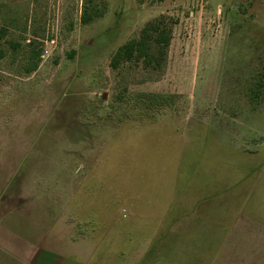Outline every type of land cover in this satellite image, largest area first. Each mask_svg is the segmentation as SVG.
<instances>
[{
  "label": "rangeland",
  "instance_id": "obj_1",
  "mask_svg": "<svg viewBox=\"0 0 264 264\" xmlns=\"http://www.w3.org/2000/svg\"><path fill=\"white\" fill-rule=\"evenodd\" d=\"M0 3V264H264V0Z\"/></svg>",
  "mask_w": 264,
  "mask_h": 264
},
{
  "label": "trees",
  "instance_id": "obj_2",
  "mask_svg": "<svg viewBox=\"0 0 264 264\" xmlns=\"http://www.w3.org/2000/svg\"><path fill=\"white\" fill-rule=\"evenodd\" d=\"M1 6V3H0ZM92 21V16H84L83 22L88 24ZM6 31L0 29V60L6 55L3 48V41ZM172 39L171 29L165 25L162 19L150 22L142 30L139 38H134L120 46L111 60L113 69L119 68L124 61H142L147 67L160 69L167 60L168 49ZM35 64L29 72L37 70Z\"/></svg>",
  "mask_w": 264,
  "mask_h": 264
},
{
  "label": "crops",
  "instance_id": "obj_3",
  "mask_svg": "<svg viewBox=\"0 0 264 264\" xmlns=\"http://www.w3.org/2000/svg\"><path fill=\"white\" fill-rule=\"evenodd\" d=\"M232 240H234V239H232ZM232 240H231V241H232ZM231 241H229V244H230ZM227 245H228V244H227ZM47 256H48V255H47Z\"/></svg>",
  "mask_w": 264,
  "mask_h": 264
}]
</instances>
